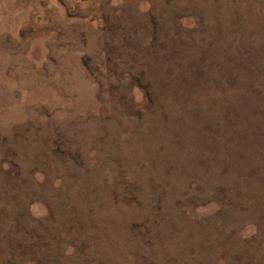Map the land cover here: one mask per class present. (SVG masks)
<instances>
[{
	"label": "rangeland",
	"instance_id": "1",
	"mask_svg": "<svg viewBox=\"0 0 264 264\" xmlns=\"http://www.w3.org/2000/svg\"><path fill=\"white\" fill-rule=\"evenodd\" d=\"M0 264H264V0H0Z\"/></svg>",
	"mask_w": 264,
	"mask_h": 264
}]
</instances>
